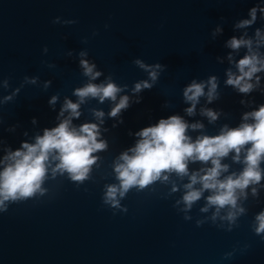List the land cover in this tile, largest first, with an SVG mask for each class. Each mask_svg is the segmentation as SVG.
<instances>
[{
	"label": "water",
	"instance_id": "obj_1",
	"mask_svg": "<svg viewBox=\"0 0 264 264\" xmlns=\"http://www.w3.org/2000/svg\"><path fill=\"white\" fill-rule=\"evenodd\" d=\"M254 7L255 22L237 27L251 19ZM262 10L264 0H0V160L7 149L35 143L45 129L57 127L65 99L77 102L74 90L89 83L80 67L81 52L102 73L93 83L111 76L126 86L117 102L120 95L130 98V106L115 118L108 115L114 106L109 100L86 98L80 105L73 125L98 124V139L107 147L94 153L98 159L88 179L72 181L67 173L53 176L49 169L41 192L6 202L8 211L0 212V264H264V234L254 233L255 217L264 211V175L259 185L245 190L246 198L238 199L245 213H237L235 224L222 219L227 208L215 220L214 207L200 211L208 192L190 211H182L185 205L177 201L188 178L175 173L168 174V181L131 189L120 208L102 203L105 186L118 183L114 163L135 146L141 129L178 115L188 124H203L201 130L188 131L193 140L216 136L223 126L238 127L244 114L264 105V71L250 81L255 85L259 77L251 93L226 84L227 72L236 73V62L247 52L227 47L233 37L252 39L253 50L264 59V40L255 35L260 30L264 36ZM137 59L163 70L150 90L134 94L137 82L152 83L133 63ZM212 77L218 98L208 103L207 95L201 97L195 114L187 115L191 104L185 102L184 89L193 81L204 82L207 94ZM53 96L57 101L50 105ZM204 108L218 113L214 122L201 115ZM93 110L105 114L102 124ZM233 155L221 161L230 166L223 176L243 168ZM209 166L190 163L189 170Z\"/></svg>",
	"mask_w": 264,
	"mask_h": 264
},
{
	"label": "clouds",
	"instance_id": "obj_2",
	"mask_svg": "<svg viewBox=\"0 0 264 264\" xmlns=\"http://www.w3.org/2000/svg\"><path fill=\"white\" fill-rule=\"evenodd\" d=\"M256 12L257 9L252 8L249 11L251 19L240 21L237 27L245 28L253 24L256 20ZM57 22L58 20L53 21V23ZM66 23H76V21H66ZM255 35L258 41L264 40L260 30H257ZM227 47L234 51L243 47L247 52L236 62L237 72L231 70L227 72L226 84L236 88L240 93H251L258 86L259 77L255 85L250 81L256 73L264 71V59H261L258 51L253 50L252 39L233 37L227 42ZM87 54V52L79 53L82 58L80 67L83 69V75L89 78V83L74 90L73 95L78 98L76 103L65 99L60 111V117L64 118L58 126L45 129L42 136L35 137V143L23 142L15 151L7 149V154L3 160H0V165H3L0 171V212L8 211L6 202L25 201L37 192H41V185L47 178L49 169L53 176L57 172L67 173L72 181L82 182L88 179L92 166L98 159L94 153L103 151L107 144L98 139L100 136L98 124L85 123L79 127L73 125V120L81 115L79 108L86 102V98H98L100 103L105 100L111 101L114 106L108 115L112 118L119 116L122 110L130 106V98L127 95H120L117 102L118 94L125 91L126 86H118L111 76L99 84L92 82L102 73L95 70L94 63L83 59ZM229 59L231 60V57ZM133 63L147 72L148 79L152 82L149 83L148 80L137 82L133 93H139L144 89L150 90L158 80L163 70L162 66L160 64L149 66L139 59ZM31 82L35 83L34 80ZM205 87L204 82L193 81L184 89L185 102L191 104V107L185 109L187 115L195 114L196 105L201 97L207 95L208 103L218 98L215 77L207 81V94ZM10 99V96L5 97V100ZM56 101L57 97L53 96L49 104L54 105ZM65 113H68L66 117ZM93 114L102 124L105 114L95 110ZM201 115L206 116L210 123L218 117V113L207 108L201 109ZM243 121L235 128L223 126L220 134L216 136L200 135L195 140L187 133L190 129L192 131L203 129V124L199 122L188 124L178 115L162 118L157 124L141 129L135 134L138 137L135 146L123 152L118 158L119 162L114 163V173L118 183L105 186L102 203L111 208H120V201L131 189L143 190L161 179L168 181V174L175 173L181 179L188 178V183L184 184L185 194L182 201H177V204L185 205L182 211H190L192 206L204 197V193L208 192L209 195L204 197L205 206L200 211L207 212L209 208L214 207L215 213L212 219L215 220L221 209L227 208V216L222 219L235 224L237 213L241 215L245 213L244 208L238 207V199L241 195L246 198L245 190L250 185H259L264 175V168L261 167L264 163V105L258 110L244 114ZM230 153H234L233 162L243 164V168L239 173L232 172L223 176V173L229 172L230 166L222 164L221 161ZM242 153L243 159H241ZM197 162L210 166L190 172L189 164ZM196 185L200 187L197 188ZM173 191H176L175 187ZM252 192L256 195L257 188L253 187ZM184 219L189 220L191 217L185 216ZM255 221L254 233L264 234V211L256 215ZM201 223L198 221L197 227ZM228 230L231 231V228ZM261 238L264 239V236Z\"/></svg>",
	"mask_w": 264,
	"mask_h": 264
}]
</instances>
